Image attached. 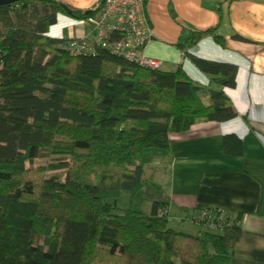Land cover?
<instances>
[{
    "label": "trees",
    "instance_id": "16d2710c",
    "mask_svg": "<svg viewBox=\"0 0 264 264\" xmlns=\"http://www.w3.org/2000/svg\"><path fill=\"white\" fill-rule=\"evenodd\" d=\"M101 8L0 6V264H228L235 221L196 235L168 228L143 162L170 133L236 117L222 91L236 67L190 57L202 86L180 66L148 70L96 45L73 56L47 36L58 14L86 20ZM122 191L125 209L114 203Z\"/></svg>",
    "mask_w": 264,
    "mask_h": 264
},
{
    "label": "crops",
    "instance_id": "0c3cea01",
    "mask_svg": "<svg viewBox=\"0 0 264 264\" xmlns=\"http://www.w3.org/2000/svg\"><path fill=\"white\" fill-rule=\"evenodd\" d=\"M59 1L87 13L102 3ZM145 5L152 34L142 53L160 61L159 71L180 66L190 80L207 86L208 77L190 57L236 67L234 87L222 89L236 117L198 121L186 131L170 133L167 149L152 151V160L143 162L162 169L148 180L166 183L162 199L167 217L182 226L192 224L198 233L208 230L196 220L200 211L224 226L235 221L240 231L228 264H264V0H145ZM209 30L213 32L185 45L194 31ZM47 36L92 38L84 20L62 14Z\"/></svg>",
    "mask_w": 264,
    "mask_h": 264
},
{
    "label": "built area",
    "instance_id": "2783aa9c",
    "mask_svg": "<svg viewBox=\"0 0 264 264\" xmlns=\"http://www.w3.org/2000/svg\"><path fill=\"white\" fill-rule=\"evenodd\" d=\"M145 7V0H102L100 12L84 20L92 38L67 40L65 51L73 56L85 55L96 45L141 68L159 70L160 61L142 53L152 34ZM196 220L202 221L208 230L215 227L213 219L205 211L198 212Z\"/></svg>",
    "mask_w": 264,
    "mask_h": 264
},
{
    "label": "rangeland",
    "instance_id": "374dc122",
    "mask_svg": "<svg viewBox=\"0 0 264 264\" xmlns=\"http://www.w3.org/2000/svg\"><path fill=\"white\" fill-rule=\"evenodd\" d=\"M146 157H147L146 160H148V159L149 160H152V158L151 159L148 158V155H146ZM150 164H146L143 167V179L148 180L151 176L157 175L159 172H162V169H161L160 166H158L157 164H154V162L153 163H150ZM153 178H155V177H153ZM156 185L158 186L160 193L163 195V190L166 188V186H165L166 183H164V184L161 183V185H158V184H156ZM111 201L113 202L114 200L111 199ZM111 201L109 200V202H111ZM114 203H115L116 207L119 208V209H125V208H127L128 205H129V202H128V192L122 191L120 193V195L118 196V198L115 199V202ZM141 209H142L143 212H145L146 214H148L149 211H150V203L149 202H144L142 204V206H141ZM167 222H168V228H170V229H172L174 231H177V232H180L181 231L183 233H187V234H190V235H196V234H198V231L197 230H193V227L190 226L192 224H189V223H192V222H188L187 221L189 225L184 224L183 226L181 225L182 223L174 222L171 218H169Z\"/></svg>",
    "mask_w": 264,
    "mask_h": 264
},
{
    "label": "water",
    "instance_id": "95a60500",
    "mask_svg": "<svg viewBox=\"0 0 264 264\" xmlns=\"http://www.w3.org/2000/svg\"><path fill=\"white\" fill-rule=\"evenodd\" d=\"M19 0H0V6H4V5H9V4H12V3H15ZM87 13V11H86Z\"/></svg>",
    "mask_w": 264,
    "mask_h": 264
},
{
    "label": "clouds",
    "instance_id": "9594fccd",
    "mask_svg": "<svg viewBox=\"0 0 264 264\" xmlns=\"http://www.w3.org/2000/svg\"><path fill=\"white\" fill-rule=\"evenodd\" d=\"M210 231H212V230H210Z\"/></svg>",
    "mask_w": 264,
    "mask_h": 264
}]
</instances>
